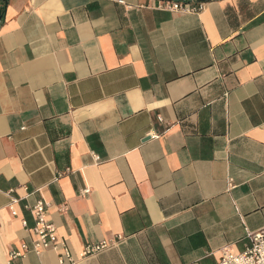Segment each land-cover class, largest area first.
<instances>
[{
    "label": "crops",
    "instance_id": "0c3cea01",
    "mask_svg": "<svg viewBox=\"0 0 264 264\" xmlns=\"http://www.w3.org/2000/svg\"><path fill=\"white\" fill-rule=\"evenodd\" d=\"M160 1L6 0L0 264L38 200L59 244L19 264H218L264 228V0Z\"/></svg>",
    "mask_w": 264,
    "mask_h": 264
},
{
    "label": "built area",
    "instance_id": "2783aa9c",
    "mask_svg": "<svg viewBox=\"0 0 264 264\" xmlns=\"http://www.w3.org/2000/svg\"><path fill=\"white\" fill-rule=\"evenodd\" d=\"M126 9H130L123 1H118ZM203 2H169L160 1L157 8L163 11L175 12L186 15H196L203 9ZM150 138L156 139V135L149 134ZM98 161V159H96ZM229 189L232 188L231 183L228 184ZM88 190H84L82 195L88 194ZM18 203L17 199L10 198L7 205L8 210L12 215H16L14 205ZM33 219L32 232L35 236L32 247L29 249L27 246H22L20 251H12L8 255V264H19L18 260L25 257L27 253L40 254L47 249L55 248L59 243L57 240L56 228L53 223L48 219V205L42 201H36L32 206L26 205L24 207ZM25 225V223H23ZM248 241L247 248L238 254H232L226 250L221 253L220 261L218 264H264V228L256 232H248L246 234ZM123 240V237L117 236L112 240H103L95 244H86L80 255L79 259L95 256L102 251L117 245ZM61 261L67 264H75V259L67 251L63 249Z\"/></svg>",
    "mask_w": 264,
    "mask_h": 264
},
{
    "label": "water",
    "instance_id": "95a60500",
    "mask_svg": "<svg viewBox=\"0 0 264 264\" xmlns=\"http://www.w3.org/2000/svg\"><path fill=\"white\" fill-rule=\"evenodd\" d=\"M163 1H169V2H184V1L200 2V0H163ZM2 2L5 3V0H2ZM4 7H5V4H4V6L1 9L4 10ZM1 9H0V21L2 19Z\"/></svg>",
    "mask_w": 264,
    "mask_h": 264
},
{
    "label": "trees",
    "instance_id": "16d2710c",
    "mask_svg": "<svg viewBox=\"0 0 264 264\" xmlns=\"http://www.w3.org/2000/svg\"><path fill=\"white\" fill-rule=\"evenodd\" d=\"M5 3H6V0H5ZM4 2H1V8L4 6V4H5ZM0 8V9H1ZM3 13V10L1 9V14Z\"/></svg>",
    "mask_w": 264,
    "mask_h": 264
}]
</instances>
